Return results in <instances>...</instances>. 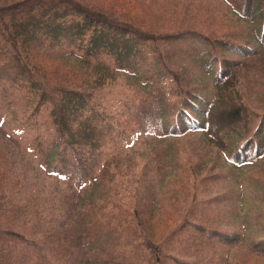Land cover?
<instances>
[{
  "label": "rangeland",
  "instance_id": "374dc122",
  "mask_svg": "<svg viewBox=\"0 0 264 264\" xmlns=\"http://www.w3.org/2000/svg\"><path fill=\"white\" fill-rule=\"evenodd\" d=\"M77 1L95 11L111 6ZM112 1L120 11L110 17L149 34L146 59L108 82L109 70L64 46L43 55L52 72L45 77L85 87L106 113L164 93L169 125L109 141L89 178L61 179L33 148L56 142L48 109L34 113L30 95L3 82L0 231L39 242L38 264H264V153L252 158L264 141L247 142L264 139V59L240 54L260 48L264 16H238L264 10L263 2ZM188 104L205 112V128L178 134L177 110L196 114ZM211 118L224 129L210 133ZM223 139L230 149H219Z\"/></svg>",
  "mask_w": 264,
  "mask_h": 264
},
{
  "label": "trees",
  "instance_id": "16d2710c",
  "mask_svg": "<svg viewBox=\"0 0 264 264\" xmlns=\"http://www.w3.org/2000/svg\"><path fill=\"white\" fill-rule=\"evenodd\" d=\"M259 1L264 4V0ZM6 2L8 5L5 6H1L0 2V91H4L5 82L11 89L9 91L30 95L29 102L34 113L43 107L48 109L49 124L56 135V142L50 151L36 143L33 148L46 167L54 170V174L61 179L69 178L71 173L79 179L89 178L92 161L106 143L129 137L136 130L162 128V118L168 110L164 93L156 91L146 97L139 96L126 102V107L106 113L99 111V103L85 87L69 81H49L45 77L52 72L45 67L44 62L47 61L43 55L51 52L48 49L57 48L54 50L57 52L64 46L78 51L87 64L89 59H94L109 70L111 74L107 71L105 76L108 82L114 79L113 74L117 72L130 73L134 70L149 46L150 37L128 23L110 17L115 15L114 10L120 11V6L111 0V6L104 3L102 11H95L77 0ZM255 9L246 7L238 16L242 19L252 11L255 21H259L261 15L264 16V10ZM262 29L263 33L257 38L260 48L243 49L240 54L245 58L257 56L264 59V21ZM249 51L251 54H248ZM101 56L112 61V69L100 59ZM144 57L146 59V55ZM223 70L221 68L216 75ZM100 79L103 80L98 82L105 81ZM195 99L201 102V98ZM184 107L196 113V119L205 118V112H201L200 108L193 109L189 104ZM223 111L231 113L229 109ZM176 113L180 122L188 118L184 110H177ZM206 123L210 133L224 129L213 125L212 118ZM211 141L219 145L213 137ZM220 147H224L223 142ZM44 253L39 242L14 232L0 231V264H38L43 261Z\"/></svg>",
  "mask_w": 264,
  "mask_h": 264
}]
</instances>
